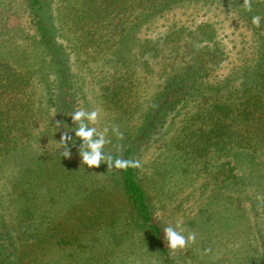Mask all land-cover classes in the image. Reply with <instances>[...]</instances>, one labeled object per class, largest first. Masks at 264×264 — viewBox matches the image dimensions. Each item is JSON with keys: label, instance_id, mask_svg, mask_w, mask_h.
<instances>
[{"label": "rangeland", "instance_id": "rangeland-1", "mask_svg": "<svg viewBox=\"0 0 264 264\" xmlns=\"http://www.w3.org/2000/svg\"><path fill=\"white\" fill-rule=\"evenodd\" d=\"M242 5L243 0H183L153 16L142 7L139 26L124 36L112 28L131 22L137 12L114 5L104 22L99 15L104 24L98 49L87 28L98 15L79 14L77 0H49L45 16L67 56L64 91L37 44L24 0H0V52L31 75L43 118L41 124L36 119V139L0 158V245L14 264H162L144 232L128 225L130 211L108 167L82 163L78 125L60 115L66 100L70 113L99 110L97 123L89 126L110 129L106 154L121 153L151 119L148 113L167 109L155 121L156 133L138 147L136 160L156 218L164 227L182 221L185 235L196 233L194 244L169 249L172 264H264V133L253 147L235 145L245 155L232 145L229 152L218 150L213 165L178 148L182 128L199 125L194 116L213 102L238 103L264 66V0H252L250 12ZM255 15L261 16L259 27L252 24ZM122 92L128 95L121 108L112 102ZM112 126L119 127L122 140ZM65 131L72 137L70 158L61 155ZM31 164L33 170L25 169ZM101 189L125 217L119 243L104 231L97 238L81 235L73 224L76 209L87 219L100 206ZM206 248L212 251L204 254Z\"/></svg>", "mask_w": 264, "mask_h": 264}, {"label": "trees", "instance_id": "trees-1", "mask_svg": "<svg viewBox=\"0 0 264 264\" xmlns=\"http://www.w3.org/2000/svg\"><path fill=\"white\" fill-rule=\"evenodd\" d=\"M181 1L183 0H123V2L122 0H77L79 7L82 8L79 14L86 13L89 15L93 13V15H98L94 23L92 21L87 24V28H90L91 31V39H93V43L96 44L98 49L101 48V43H103V40L100 39L98 28L103 26L104 20L108 18L110 13H113V10L110 11V9H113L114 5H117L116 10L124 9L127 12H137L132 20L130 19L134 15L127 20L131 22L121 20L119 24L112 28V31L116 30L120 36H124L127 30H133V28L139 26L143 14L142 12L140 14L142 7L147 6L146 9L150 8L147 14L148 16H153L160 10L171 7L173 3L178 4ZM24 2L25 9L31 19L37 44L42 48L47 58L48 67L54 71L55 78L59 80V87L62 89L65 86L63 83H66L67 80V76L64 74V62L67 60V56L62 45L57 43L52 26L45 16V13H48L49 10V0H24ZM77 9L79 10V8ZM99 15H101L103 20L102 23ZM110 24L111 22L108 23V26ZM3 55L0 52V158L20 150L23 145L36 139V119L39 124H41L43 119L42 117L39 119L36 110V103L33 97L35 92L33 91L31 75L28 72L17 69ZM43 77L46 81L48 80L47 74H44ZM120 92H115L114 94L118 96ZM127 95L126 93L121 94L112 103L122 108L123 105L120 101L127 102V99H123ZM241 98L238 103L213 102L210 107H207L209 111L205 114L194 116L192 121H200V123L195 130L190 126L182 128L183 142L178 148L194 154L193 156H197V158H203V162L210 165L218 150L229 152V146L232 145V150L234 149L239 155L244 154V152L241 153L235 145L242 146L243 142H246L249 147H253L255 142L252 141L260 139L264 133V66L255 78L246 83L243 91H241ZM61 106L65 107L60 111L62 118H65L63 121H70L71 116L68 115L70 114L68 110L69 102L66 100ZM166 110L165 108L158 113L153 111L148 113L151 115V119L147 118L149 115L146 117L147 120H145L143 126L138 127L136 136L129 146L121 153L111 155L113 157L120 156L125 159L136 160L138 147L151 133H156L157 125L155 121L166 117ZM237 126H239V129ZM246 154L248 155V152ZM251 160L255 164L260 163L254 159ZM102 164L107 166L106 163ZM34 166L35 164H31L25 169L33 170ZM107 171H111V175L114 177L116 184L119 185L121 196L126 201L130 211L128 225H131L134 230H142L144 232L146 238L153 243L157 255L162 260V264H172L169 248L164 240V226L156 218L148 196L137 178V168L130 167L126 170L109 169ZM85 188L86 186L82 191ZM104 192L101 189L103 194H101L100 206L94 208L87 215V219L84 215L83 219H80L78 214H82L84 211L76 209L73 216L75 220L73 224L75 228H81V235L88 233L97 238L100 232L104 231L114 238L115 242L113 243H119L124 237L121 225L125 224L126 220L119 213L118 206L113 205L109 191L107 190V195ZM6 232L10 235L8 228H6ZM0 240H3L1 235ZM60 241L67 243L64 240ZM3 249L4 247L0 245V264H14L11 260V252L4 254L2 252Z\"/></svg>", "mask_w": 264, "mask_h": 264}, {"label": "clouds", "instance_id": "clouds-1", "mask_svg": "<svg viewBox=\"0 0 264 264\" xmlns=\"http://www.w3.org/2000/svg\"><path fill=\"white\" fill-rule=\"evenodd\" d=\"M243 8L245 11L252 10V0H243ZM261 16L255 15L252 17V24L256 27L260 26ZM73 122L78 125L74 132L75 136L80 138L82 144L78 150L79 156L83 164L87 165L89 168L99 167L101 163H106L108 169L126 170L128 168H139L141 163L138 160L125 159L123 157L117 156L113 157L111 154H106L104 152V146L109 141L106 139V135L109 132V128L105 127L102 132H98L95 127H90V124H95L98 121L100 112L98 109H93L91 111H86L83 108L74 110L70 114ZM57 127H59V122H57ZM111 132L117 137V139H123V133L120 132L118 126H112ZM72 140V137L67 131L62 133L60 142L63 146L64 151L61 155L65 158H70L71 151L68 148V142ZM185 229L182 226V221H177L175 225H168L163 228L164 240L166 241L167 247L171 251H176L177 249H184L189 246V244H194L196 242V233L188 232L185 235ZM204 254L210 253L211 248H206L203 250Z\"/></svg>", "mask_w": 264, "mask_h": 264}]
</instances>
